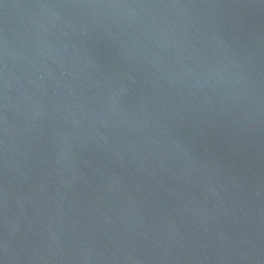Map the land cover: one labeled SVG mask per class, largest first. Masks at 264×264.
Masks as SVG:
<instances>
[{"label":"water","instance_id":"obj_1","mask_svg":"<svg viewBox=\"0 0 264 264\" xmlns=\"http://www.w3.org/2000/svg\"><path fill=\"white\" fill-rule=\"evenodd\" d=\"M0 264H264V0H0Z\"/></svg>","mask_w":264,"mask_h":264}]
</instances>
